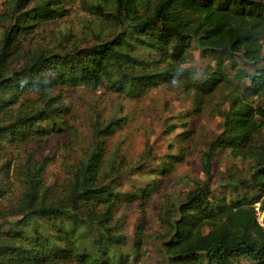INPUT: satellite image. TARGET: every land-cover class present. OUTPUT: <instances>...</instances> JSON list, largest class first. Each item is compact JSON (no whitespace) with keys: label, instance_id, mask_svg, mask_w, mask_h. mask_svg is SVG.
<instances>
[{"label":"trees","instance_id":"obj_1","mask_svg":"<svg viewBox=\"0 0 264 264\" xmlns=\"http://www.w3.org/2000/svg\"><path fill=\"white\" fill-rule=\"evenodd\" d=\"M263 2L111 0L109 8L95 2L92 12L112 24L115 33L93 34L92 41L72 39L52 51L24 50L23 45L41 25L66 15V0H5L0 11V264H128L140 251L142 230L134 233L133 249L125 248L128 237L112 225L113 213L118 202L145 198L150 190L120 192L114 181L120 167L112 161L108 170L102 169L106 137L125 120L92 122V147L57 193L44 181L48 157L37 161L28 155L16 163L7 156L6 146L69 127L64 89L104 84L109 91L137 98L149 88L183 82L192 89L193 111L198 112L208 95L230 82L221 58L238 54L257 69L250 74L237 68L234 78H248L247 93L263 102L247 120L239 95L232 96L221 132L200 154L207 178L183 200L163 204L166 231L160 247L167 264H264V148L253 140L264 130V68L258 67ZM191 41L214 62L202 81L187 65ZM224 150L251 166L247 173H220V179L235 191L258 190L254 198L229 202L212 197L215 157ZM168 156L156 174H167L183 154ZM15 181L21 185L19 194L13 191ZM256 202L261 203L262 226Z\"/></svg>","mask_w":264,"mask_h":264},{"label":"rangeland","instance_id":"obj_2","mask_svg":"<svg viewBox=\"0 0 264 264\" xmlns=\"http://www.w3.org/2000/svg\"><path fill=\"white\" fill-rule=\"evenodd\" d=\"M4 1L0 0V11ZM110 1L66 0V15L36 29L29 40H25L24 50L47 47L55 51L58 44H66L72 39L85 37L92 41V35L99 33L111 36L116 28L92 12L95 2H101L109 8ZM261 13L264 17V2L261 3ZM1 31L0 23V38ZM262 42L263 59L259 68H264V40ZM221 60L230 82L222 83L208 95L198 112L193 111L192 89L183 82L149 88L137 98L109 91L104 84L66 88L63 96L69 107L66 116L69 127L62 133L34 137L22 144L6 146L7 156L14 158L16 163L24 162L28 155L37 161L48 157L44 181L57 193L66 188L72 167L84 159L92 147V122L115 118L125 120L120 128L106 137L102 169L108 170L112 161L116 167H120L114 180L119 184L116 190L120 192L143 194V190L150 191L145 198L118 202L112 225L116 231L126 234L128 244L125 248L131 250L134 233L138 228L142 230L140 251L138 255H132L128 264H167L160 247L166 231L161 220L164 202L183 200L189 189L207 178L202 170L200 154L206 149L207 142L221 132L232 96L239 95L244 108L241 115L247 120L253 117L251 114L255 106L263 102L262 98L247 93L248 78H234L237 68L251 74L257 67L240 54L223 56ZM188 61L187 65L196 70V80L201 81L205 68L214 65L210 57L201 55L194 41H191ZM253 140L257 146L264 148V130L255 133ZM169 154L183 156L180 161L173 163L167 174H156V168L161 163L169 162ZM250 166L249 160L235 159L228 150L217 154L211 179L212 197H225L229 202H235L243 196L254 198L258 190L248 188L235 191L233 185L220 179V173L234 170L247 173ZM13 191L16 194L21 191V185L16 181ZM262 197L264 199V195ZM257 213L260 219L263 211L260 209ZM240 264L249 263L242 260Z\"/></svg>","mask_w":264,"mask_h":264},{"label":"built area","instance_id":"obj_3","mask_svg":"<svg viewBox=\"0 0 264 264\" xmlns=\"http://www.w3.org/2000/svg\"><path fill=\"white\" fill-rule=\"evenodd\" d=\"M260 202H256V203H254V208H255V212H256V214L259 216V213H257V212H259V210H260ZM259 218V217H258ZM262 219H263V214H261V218L260 219H258V223L262 226L263 225V221H262Z\"/></svg>","mask_w":264,"mask_h":264}]
</instances>
